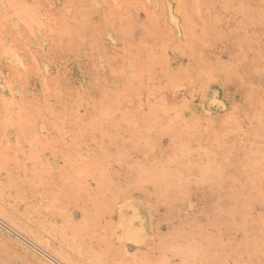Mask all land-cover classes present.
<instances>
[{"label":"rangeland","instance_id":"1","mask_svg":"<svg viewBox=\"0 0 264 264\" xmlns=\"http://www.w3.org/2000/svg\"><path fill=\"white\" fill-rule=\"evenodd\" d=\"M0 212V264H264V0H0Z\"/></svg>","mask_w":264,"mask_h":264},{"label":"bare ground","instance_id":"2","mask_svg":"<svg viewBox=\"0 0 264 264\" xmlns=\"http://www.w3.org/2000/svg\"><path fill=\"white\" fill-rule=\"evenodd\" d=\"M1 213V212H0ZM139 208L135 205L126 204L119 205L117 208L118 224L117 231L119 234L126 238H134L145 233L143 218L141 217ZM7 215V214H6ZM149 216V215H148ZM1 221V219H0ZM4 223V221H2ZM1 223V222H0ZM6 224V223H5ZM3 225V224H2ZM12 227V226H10ZM13 228V227H12ZM9 229V228H8ZM14 229V228H13ZM15 230V229H14ZM16 231V230H15ZM14 231V232H15ZM18 232V231H17ZM20 233V232H19ZM15 234V233H13ZM16 235V234H15ZM21 235V234H20ZM18 236V235H16ZM142 236V235H141ZM22 237V236H20ZM19 237V238H20ZM124 239V238H123ZM135 239V238H134ZM129 240V239H128ZM132 240V239H131ZM137 240V239H135ZM21 241V240H20ZM141 241H139L140 243ZM136 244V243H135ZM140 245V244H139ZM138 246V245H137ZM33 247V246H32ZM69 248V247H68ZM45 251V250H44ZM73 261V260H72ZM61 263V262H60ZM100 263V262H99ZM55 264V263H54ZM57 264V263H56ZM63 264V263H61ZM119 264V263H118Z\"/></svg>","mask_w":264,"mask_h":264}]
</instances>
